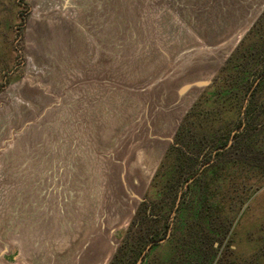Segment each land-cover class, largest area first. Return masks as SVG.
Returning a JSON list of instances; mask_svg holds the SVG:
<instances>
[{
	"label": "rangeland",
	"instance_id": "obj_1",
	"mask_svg": "<svg viewBox=\"0 0 264 264\" xmlns=\"http://www.w3.org/2000/svg\"><path fill=\"white\" fill-rule=\"evenodd\" d=\"M16 1L0 4V264H170L150 243L173 233L191 177L210 164L181 155L178 166L170 147L204 151L195 125L207 99L227 91L246 52L264 56V0ZM233 54L235 70L224 69ZM198 80L209 84L179 93ZM253 101L260 112L264 90ZM197 104L201 115L178 136ZM175 171L181 185L171 197ZM252 174L248 191L213 202L217 233L225 206L240 214L230 246L214 243L215 264H247L263 235L264 180ZM191 214L178 227L199 245L204 223Z\"/></svg>",
	"mask_w": 264,
	"mask_h": 264
},
{
	"label": "trees",
	"instance_id": "obj_2",
	"mask_svg": "<svg viewBox=\"0 0 264 264\" xmlns=\"http://www.w3.org/2000/svg\"><path fill=\"white\" fill-rule=\"evenodd\" d=\"M263 19L264 13L259 18L258 23ZM234 54L226 61L224 69L232 65L231 61L235 58ZM245 57L248 61L242 63L240 73H236V75L227 81V84L225 83L228 86L227 91L221 93L217 90L211 94L210 99H207L208 101L210 100L212 107L202 114L205 116L202 117L201 109L197 108V104L193 111L185 116L180 125L181 130L177 135L180 136L183 132L188 135V127L184 128V125L187 123L191 124L192 121L195 122L191 118L192 115H201L203 119L197 120L195 127L197 128L198 135L196 134L195 136L199 143L197 144V148L202 143L201 145H204V151L197 150V153L192 152L183 142H176V146L173 145L170 147V153H174L173 155L178 157V166L182 165V161L180 160L181 155L193 159L196 164L197 160L201 158L200 156L205 157L203 160L204 164L210 162V164L202 167L203 169L198 170V172L195 171V174L191 177H194V179L188 184L187 192L181 198L179 206L175 208L176 215L171 224L173 233L165 237L163 235L157 236L150 243V246L160 245L163 247L164 252L170 253V264H215L218 251L214 243L217 241L218 244H223V246L228 247V242L234 236L232 231L240 214L238 207H233L232 205L225 206L222 211L224 216L223 220L225 221L222 223L225 224V228L223 233H217L220 228L215 226V222L208 221V218H211L213 213V202H218L217 198H224L228 192L236 191L237 188L238 191L244 188L241 190L242 193L248 191L253 186L251 182L252 176L250 178L248 174L253 175L252 173H255V179L253 180L255 183L264 180V107L260 112L255 113L258 107H254L253 101L256 93L264 90V56L261 53V48H257L254 51L246 52ZM228 69L231 71L235 70L233 66ZM227 72L230 74L229 71ZM259 73L260 75L255 81V76ZM248 92H250V95L246 101L244 113L242 114L241 108L243 107L244 100L247 98L246 95ZM254 108L256 109L254 110ZM234 129H238V131L233 134L232 131ZM203 138L207 141H203ZM230 139H232L231 144L227 147ZM213 150H218V152L214 151L212 153L211 151ZM248 155L254 156L257 158V161L253 164L246 162L247 159L244 157ZM195 163L194 165H187V168L195 167ZM180 179V172L177 173L175 171L172 177L167 180L172 190L171 197H175L176 191L179 185H181ZM232 180H236V183H239L240 187L236 186L235 188H231ZM247 183H249L250 188L246 187ZM255 192L252 191L245 195V199L242 201L243 205L250 200ZM187 196L191 198L189 199L190 206L185 199ZM187 208L189 211L186 210ZM213 209L215 208L213 207ZM190 212L192 213L190 219H199L197 217L199 215L201 221L205 220V222L202 221L204 225H200L203 228L202 231L199 230V225L198 227L196 226V231H199L202 237H204L199 240V245L193 244V241L190 239L191 233H187L186 230L184 231L183 228L180 229L178 227L182 225L180 221L184 222V218L187 215L189 217ZM192 215L195 218H192ZM178 219L180 220L179 223ZM168 225L169 223L167 221L163 233L166 232ZM185 227L190 228V226L187 227V224ZM261 233L263 234L262 237L257 238L254 242V250L244 256L245 258L249 257L247 264H264V230H261ZM184 234L189 235L188 241L183 240V237H186ZM141 245L139 244L138 246ZM202 248L207 249L204 260L200 256ZM180 249L183 254L182 260L177 258L180 253L178 250ZM197 249H199L198 252H196ZM113 261L114 259L109 264H113ZM158 263H160L158 259H155L153 264Z\"/></svg>",
	"mask_w": 264,
	"mask_h": 264
},
{
	"label": "water",
	"instance_id": "obj_3",
	"mask_svg": "<svg viewBox=\"0 0 264 264\" xmlns=\"http://www.w3.org/2000/svg\"><path fill=\"white\" fill-rule=\"evenodd\" d=\"M206 84H209V81H207V80H198V81H194L192 83H187V84L183 85L180 88L179 93L183 94V93H185L187 90H189L193 86L201 87V86L206 85ZM160 241H163V240H160Z\"/></svg>",
	"mask_w": 264,
	"mask_h": 264
},
{
	"label": "crops",
	"instance_id": "obj_4",
	"mask_svg": "<svg viewBox=\"0 0 264 264\" xmlns=\"http://www.w3.org/2000/svg\"><path fill=\"white\" fill-rule=\"evenodd\" d=\"M6 1H11V0H0V4H3V3H5ZM12 1H14V3H15V1L16 0H12ZM17 2V1H16ZM0 34L2 35V33L0 32ZM4 34V33H3ZM2 42H4V40H1ZM2 47L4 48V46H2V44H0V51H5L4 49H2ZM0 59H1V61H3L2 63H1V65L2 66H5V57L4 56H0Z\"/></svg>",
	"mask_w": 264,
	"mask_h": 264
}]
</instances>
